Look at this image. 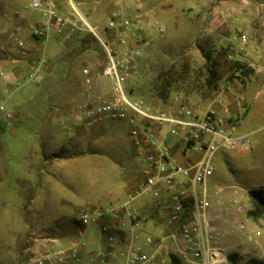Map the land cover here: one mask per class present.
Here are the masks:
<instances>
[{
  "label": "rangeland",
  "instance_id": "rangeland-1",
  "mask_svg": "<svg viewBox=\"0 0 264 264\" xmlns=\"http://www.w3.org/2000/svg\"><path fill=\"white\" fill-rule=\"evenodd\" d=\"M85 1L83 8L90 13L88 20L100 32L112 9L123 4L121 0ZM201 1L141 0L150 17L157 15L164 19H156L149 45L142 47L139 72L129 84L131 97L143 99L159 111L185 103L198 112L216 114L221 112L218 100L226 91L234 103L235 98H243L245 116L239 122V116L231 111L224 117L227 123L237 124L234 135H248L251 147L247 152L219 149L213 155L207 195L212 204L218 200L222 203L218 206L222 213L228 208L248 229H258L264 234V212L254 210L248 195L250 190H264V60L258 63L260 70L250 79L257 63L252 65L246 54L248 39L257 35V28H242L230 14L206 12ZM224 2V8L233 3L247 4L245 0ZM12 13L5 6L0 18V264H31V258L52 249H34L35 239L53 231H60L66 243L78 242L81 257L87 249L105 250L109 240L97 225H88L83 231L77 209L87 204L101 207L128 201L127 177L133 174L139 181L142 178V163L131 154L129 126L124 121L109 120L106 123L109 131L91 135L89 129L75 128L73 118L63 112L60 122L52 118L54 105L82 102L86 89L81 70L85 65L93 72L90 93L102 97L112 93L110 80L97 75L105 55L99 43L86 33L78 36V43L76 37L67 42L49 41L46 53L55 64L53 73L49 76L41 73L37 79L29 80L25 76L27 71L20 74L15 70L28 56L27 44L17 34L23 31L27 10L22 4L14 11L15 15ZM205 14L206 22L211 23L208 30H204ZM129 16L136 21V16ZM12 19L16 20L13 28L1 23ZM26 28L34 39L31 26ZM235 34H244L248 39L244 43L233 41ZM53 48L60 52L53 54ZM22 49L26 51L24 57L19 56ZM211 62L217 73L215 81L207 71ZM180 64H185L191 75L200 76L202 88L186 80L166 86L165 73ZM207 77L210 79L206 82ZM244 103L248 105L247 111ZM52 127L60 129L59 144L70 155L65 154L56 164L43 160L40 150L42 135ZM219 186L227 189L216 193ZM235 197L242 213L236 214L228 202ZM151 200L150 194H142L128 206L140 214L139 203ZM157 223L164 224L160 219ZM146 234L140 231L141 238ZM222 246L225 264H264V258L258 255L260 248L242 242L236 232L230 233ZM167 264H171L169 260Z\"/></svg>",
  "mask_w": 264,
  "mask_h": 264
},
{
  "label": "built area",
  "instance_id": "built-area-1",
  "mask_svg": "<svg viewBox=\"0 0 264 264\" xmlns=\"http://www.w3.org/2000/svg\"><path fill=\"white\" fill-rule=\"evenodd\" d=\"M62 9L57 0H27L23 7L38 13V19L31 25V34L41 46L49 41L67 42L74 37L89 34L101 46L105 59L97 73L107 77L111 83V96H93L92 70L85 66L82 85L86 97L78 105L77 118L86 128H94L104 120H126L131 143L142 163V183L133 191L128 201L107 206L84 205L78 211V222L82 226L97 224L100 220L114 219L115 224L105 223L101 232L126 230L124 236L108 237L107 250L86 251L87 262L99 264H225V238L236 232L242 242L260 248L259 257L264 258V234L250 230L234 220L235 227L218 224V216L212 213V203L207 195V177L213 171L212 157L219 150L247 152L251 147L248 135H234L237 124L225 119L230 113L222 99L220 113L198 112L179 103L168 111H159L143 99L131 97L130 82L141 66L149 39L137 28L136 22L126 14L125 8H113L105 25L99 31L89 20V11L82 7L81 0H65ZM158 31L163 32L162 28ZM233 41L246 42L244 34H235ZM22 49L19 56L24 57ZM44 59L33 63L25 76L33 80L43 71ZM243 109L242 98L235 102ZM11 117V114H7ZM167 128L184 143V154L191 155V162H178L167 144L154 127ZM234 186H232L233 188ZM227 187L219 186L216 193ZM150 194L159 209V219L167 228L160 235H148L144 244L150 251H144L134 243L137 237L135 227L139 214L129 208L128 203L142 194ZM236 214L243 209L235 197L229 199ZM220 201L217 205L220 206ZM229 214L228 208H224ZM220 213L222 211L220 210ZM224 214V213H223ZM122 243L121 249L116 245ZM83 246V244H81ZM78 242L69 241L30 259L31 264H79L81 256Z\"/></svg>",
  "mask_w": 264,
  "mask_h": 264
},
{
  "label": "crops",
  "instance_id": "crops-1",
  "mask_svg": "<svg viewBox=\"0 0 264 264\" xmlns=\"http://www.w3.org/2000/svg\"><path fill=\"white\" fill-rule=\"evenodd\" d=\"M27 0H1L0 1V18H2V14L4 11V7H10L12 9V16L15 15L14 11L22 4H24ZM58 3L61 5L62 9H66V3L65 0H57ZM82 1V7L85 5L86 1L85 0H81ZM119 1V0H116ZM134 1V2H133ZM121 0V2L123 3L122 6L125 8L126 10V14L128 15H134L136 16V25L137 28L139 29V31L145 35L149 40H151V35H152V31H153V24L158 20H163L164 17L160 16L158 17L157 15L154 17H150L148 11H145L142 7V2L141 0ZM244 0H242L243 2ZM247 2V4H236L233 3L231 5V7L227 6L226 8H224V0H211V1H205L202 0L200 3L201 6L204 7V9H206V12L210 11V12H222L223 14L226 13L225 15H231L232 17H234V20H236V24L242 26L243 27H247V28H252V27H256L257 28V35H254L253 38L248 39V45L246 47V54L248 56H250L251 58V64L253 65L254 63V72L253 75L251 76L250 79H252L256 72L258 70H260V68H258V63H260L261 61L264 60V0H245ZM209 2V3H208ZM36 14V15H35ZM35 16L36 18L38 17V13L35 11L32 12H28L27 10V14L25 16V18L23 19V31L22 33H17L18 35L22 36L23 40L25 41V43L27 44V48H28V56L25 58L24 61H22L20 63V66L16 67L15 70L17 72H21L20 74H24V72L28 71L30 69V67L33 65L34 62L40 60V59H44L45 60V64H43V71L42 73L45 74L46 76H49L53 73V68L55 66L54 62L51 60L50 57H48V54L46 53V44L44 46H41L36 40L32 39L28 33L29 30L26 27H30L32 25L33 22H35ZM138 18V19H137ZM157 19V20H156ZM208 19L207 14L204 15V30H208L211 29V27H209L211 25V23H207L206 20ZM1 23H6V25L8 27H12L15 25L16 20L12 19V20H3ZM208 25V27H207ZM237 25V26H238ZM13 28V27H12ZM164 30V29H163ZM79 38L80 37H76L74 40L78 43L79 42ZM73 40V41H74ZM10 42V41H8ZM71 42V41H70ZM238 42H241L240 40ZM9 44V43H8ZM53 52V54H58L60 51H58V49H52L51 50ZM88 58L91 57V54L88 53ZM104 61V60H103ZM86 66V65H85ZM83 66V67H85ZM82 67V68H83ZM91 69V68H90ZM21 70V71H20ZM92 70V69H91ZM249 79V80H250ZM246 84H244L245 86ZM64 92V91H63ZM105 93V92H104ZM108 95V93H107ZM83 99L86 97V91H84L82 93ZM111 94L107 97H110ZM239 98L242 97H238L235 98V100H238ZM233 97L232 95L229 93V91H226V93L223 95L222 97V101L223 103L228 106L229 110L231 112L234 113L235 116H239L238 122L241 120V118H243L245 116V113L242 112V108L241 107H237L236 104L234 103V101L232 100ZM65 101V100H64ZM242 102L243 98H242ZM80 104V103H79ZM78 102L77 101H72L67 102L62 106V107H57L54 105L55 109H54V113H53V120L54 121H58L60 122V118L62 117V112L67 115L69 118H73L74 123L73 126L75 128H86L84 126H82L80 124V122L78 121L77 118V108H78ZM246 105V111L248 110V105L247 103H244ZM75 105V107H74ZM71 107V112H69L67 109ZM60 110H59V109ZM75 108V109H74ZM62 109V110H61ZM126 122L127 121L121 120V121H115V122ZM63 121H61L62 123ZM107 122H109V120H104L102 123H100L99 125H97L94 128H86L91 130L90 134L91 135H96L98 133L102 132H107L109 131V126L106 124ZM155 131H157L162 137L165 138L167 144L171 147V152L172 154L175 156L176 160L178 162L181 163H189L191 162V155L189 154H184V143L178 139L174 134H172L167 128H161V127H154ZM78 135V134H77ZM83 135V134H82ZM61 132L60 129L58 127H52L50 130H48L44 135H42L41 137V142H40V150H41V154H42V158L43 160H50V163L56 164L61 162L60 159L62 157H64V155L66 154V156H70L67 154L66 149H64V147L59 144V140L61 139ZM128 136V140H129V144L131 147V154L134 158H139L136 155V148L133 146V144L131 143L129 134H127ZM142 179L143 177L140 179V181L138 180L137 176H134L133 174H130L127 177V188H126V193L128 198L130 197V195L133 193V191L138 187V185L140 183H142ZM221 203V202H220ZM222 204V203H221ZM220 204V206H221ZM212 213L216 216H218L217 222L219 225L224 226V227H229V228H234L235 224L233 223L234 220L236 219V215L229 213V214H223L220 213V208L218 209V205L217 202L212 204ZM80 208H78L77 210L79 211ZM137 209L140 211L139 214V219H138V224L135 227V229L137 227H139L136 231L137 233V237L134 240V243L136 245H139L144 251H150V247L146 246L144 244V240L145 238L150 235L149 233H154V235H160L162 233H165L167 228L165 227L164 224H160L157 223V219H159V209L155 203V200H151L148 202H143V203H139ZM110 223L111 225L115 224V220L114 219H102L100 220L97 224L100 228V232H101V226L105 223ZM83 231H86L88 228L87 226H83ZM124 229L122 230H110L107 234H103L101 232V234H103L107 239L109 236L114 235L117 237H121L124 236L125 234ZM140 231H145L147 234L145 235L144 238L140 237ZM36 243H34V249L36 250H40L43 247H52L54 248L55 246H65L67 243L65 242V240L60 236V231L59 232H52L51 234L48 235H42L39 238L35 239ZM92 242H94L93 240L89 241L90 244H92ZM124 245L122 243H118L116 245V249H121L123 248ZM90 249H87L86 251H89ZM107 250V248L105 249ZM79 264H90L87 262V255L84 254V256L81 257L80 263ZM92 264H99V263H92Z\"/></svg>",
  "mask_w": 264,
  "mask_h": 264
},
{
  "label": "trees",
  "instance_id": "trees-1",
  "mask_svg": "<svg viewBox=\"0 0 264 264\" xmlns=\"http://www.w3.org/2000/svg\"><path fill=\"white\" fill-rule=\"evenodd\" d=\"M207 71H208L209 77L212 78L213 81H215L217 73L214 70L213 62H211ZM165 75L167 76V79L165 80L166 86H171L172 84H175L179 82L180 80L182 81L186 80V81H190V83L195 84L196 86H199V88L203 87V85H201L202 83L200 84L201 82L200 76H196L193 74L191 75L188 70V67L185 64H180L179 67L176 69L171 68L169 71L165 73ZM209 77H207V79L205 78L204 81L205 80L206 82L209 81L210 79ZM248 195L250 199L252 200L254 210L257 213L264 212V190L263 189L250 190ZM250 213H254V212H250Z\"/></svg>",
  "mask_w": 264,
  "mask_h": 264
}]
</instances>
